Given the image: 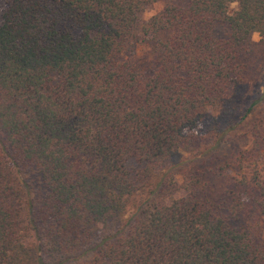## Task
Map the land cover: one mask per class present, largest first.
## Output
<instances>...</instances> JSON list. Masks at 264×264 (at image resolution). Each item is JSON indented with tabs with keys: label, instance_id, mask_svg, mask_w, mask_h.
<instances>
[{
	"label": "trees",
	"instance_id": "trees-1",
	"mask_svg": "<svg viewBox=\"0 0 264 264\" xmlns=\"http://www.w3.org/2000/svg\"><path fill=\"white\" fill-rule=\"evenodd\" d=\"M228 2H164L144 22V0H0V264H264L239 218L264 219V130L216 165L237 191L170 172L264 36V0Z\"/></svg>",
	"mask_w": 264,
	"mask_h": 264
},
{
	"label": "rangeland",
	"instance_id": "rangeland-1",
	"mask_svg": "<svg viewBox=\"0 0 264 264\" xmlns=\"http://www.w3.org/2000/svg\"><path fill=\"white\" fill-rule=\"evenodd\" d=\"M144 1L145 6L152 3V0ZM160 2L184 4L186 0H160ZM215 34L217 37H225L224 25L217 24ZM250 42L251 50L240 58V61L245 65L242 81L231 106L225 109V117L217 119L216 116H211L201 121L195 130L197 138L192 145V151L179 157L181 161L186 160L184 163L186 165L182 164V167L178 165L170 170V172L180 171L188 166L203 170L205 176L211 181L209 188L215 194H219L223 190L237 191L232 179V177L235 178L234 171L229 169L227 173H221L220 170H217L216 165L223 159L234 156L237 152L249 149L251 147L249 137L251 131L254 129L264 130V97H260L264 82V43L262 40L259 43H254L251 39ZM144 51L143 48L137 47L135 56L142 62L144 74L148 75L151 73L153 65L148 62ZM225 124H232L233 128L224 130ZM208 129H210V133H207ZM204 132L205 135L201 139L200 136ZM128 165L131 170L136 167L132 162H129ZM32 176L30 174V178ZM228 196L230 198L231 195ZM239 218L244 227L264 237V219L257 216L250 206L247 205ZM89 257L90 255H86L82 260Z\"/></svg>",
	"mask_w": 264,
	"mask_h": 264
},
{
	"label": "clouds",
	"instance_id": "clouds-1",
	"mask_svg": "<svg viewBox=\"0 0 264 264\" xmlns=\"http://www.w3.org/2000/svg\"><path fill=\"white\" fill-rule=\"evenodd\" d=\"M164 7L165 5L160 2V0H152V3L150 5L144 7L141 13V19L144 22L150 21L153 17L157 16L161 11H163ZM239 11V0H229L227 4L226 14L229 16H233ZM250 39L254 43H259L261 40H264V36H262L259 31H253L251 33Z\"/></svg>",
	"mask_w": 264,
	"mask_h": 264
}]
</instances>
